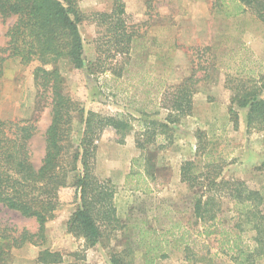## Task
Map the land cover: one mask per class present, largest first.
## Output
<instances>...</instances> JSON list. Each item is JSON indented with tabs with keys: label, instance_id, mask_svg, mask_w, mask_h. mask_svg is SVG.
I'll use <instances>...</instances> for the list:
<instances>
[{
	"label": "trees",
	"instance_id": "16d2710c",
	"mask_svg": "<svg viewBox=\"0 0 264 264\" xmlns=\"http://www.w3.org/2000/svg\"><path fill=\"white\" fill-rule=\"evenodd\" d=\"M79 1L0 0V18L13 19L4 34L6 43L0 47V76L7 58L18 57L23 64L36 60L38 65L32 72L36 104L50 110L38 165L33 163L30 149L37 130L35 119H0V206L33 218L37 224L36 230L30 231L0 223V264H5L2 257L11 248L26 243L42 246L46 242V223L60 204L62 188L75 187L78 205L67 221V230L81 235L87 246L110 236L119 224L114 204L116 188L110 179H101L94 172L96 144L107 131L114 140L121 141L133 126L122 112L102 114L82 108L65 91L60 62L89 73L105 71L100 58L96 63L83 58L79 25L86 19L100 27L102 44L97 49L107 57L130 55L139 34L122 0H113L109 11L89 15L81 11ZM212 5L226 17L250 12L264 24V0H213ZM254 65L255 69L247 70L248 75L231 87L229 112L234 128L239 121L236 107L248 108V128L264 123V59L256 58ZM113 75L118 77L116 72ZM199 80L193 69L177 84L148 83L156 88L155 107L165 111V116L138 121L135 143L141 155L132 160L125 176L126 189L146 191V178L153 174L147 148L159 137L170 138L172 126L192 113ZM75 119L82 125L76 144ZM203 136L201 132L197 137L195 158L183 160L179 168L181 182L194 190L187 219L171 220L159 229L149 226L140 216H130L118 229L123 231L127 246L130 243L144 250L145 264L166 257L169 247L182 250L187 260L195 257L204 264H223L218 262V256H225L233 264H264V187L253 189L243 180L224 177L221 160L212 155L213 149H207L209 143ZM197 157L208 160L200 164ZM259 169L264 175V161ZM225 200L231 204L233 222L220 215ZM213 245L216 250L211 252ZM109 257L105 264L126 263L122 254ZM60 258L58 252L44 250L37 260L52 263Z\"/></svg>",
	"mask_w": 264,
	"mask_h": 264
},
{
	"label": "rangeland",
	"instance_id": "374dc122",
	"mask_svg": "<svg viewBox=\"0 0 264 264\" xmlns=\"http://www.w3.org/2000/svg\"><path fill=\"white\" fill-rule=\"evenodd\" d=\"M122 1L139 34L130 55L107 57V53L98 50L102 44L100 27L86 19L79 25L83 58L95 63L100 58L99 65L105 71L89 73L60 62L65 91L82 108L102 114L122 112L133 126L121 141L114 140L107 131L96 144L94 172L101 179H110L116 188L114 204L119 224H124L130 216H140L149 226L161 229L171 220L187 219L194 190L181 182L179 168L183 160L195 158L201 132L209 143L207 149H213L212 155L221 160L224 177L243 180L249 187L262 190L264 175L259 168L264 161V123L248 128V108L236 107L239 121L234 128L229 107L231 87L248 75L247 70L255 69L256 58L264 59V24L250 12L226 17L221 9L213 7V0ZM112 5L113 0L79 1L86 15L109 11ZM12 22V18H0V47L6 43L4 34ZM37 65L36 60L23 64L18 57H10L4 61L0 76V119H35L37 130L30 142L35 165L43 155L44 131L50 122L49 107L36 104L32 72ZM193 69L200 80L193 96L192 113L172 126L170 138L159 137L148 146L153 174L146 178V191L126 189L125 176L132 160L141 155L135 143L138 121L160 120L165 116V111L155 107L156 88L148 83L177 84ZM73 126L76 144L82 125L75 119ZM196 160L201 164L208 158ZM138 170L142 171V167ZM59 198L54 217L46 223V242L42 246L26 243L11 248L2 257L5 264H105L114 253L122 254L127 264H145L144 250H137L130 243L126 245L119 224L110 236L87 246L81 235L67 230V221L78 205L75 187L62 188ZM220 213L233 222L228 201L223 202ZM0 223L19 230L37 228L33 218L22 217L1 206ZM44 250L58 252L60 260L38 261ZM215 250L213 245L211 252ZM166 254L153 264H204L195 257L187 260L185 253L174 247H169ZM217 260L233 264L225 256H218Z\"/></svg>",
	"mask_w": 264,
	"mask_h": 264
}]
</instances>
